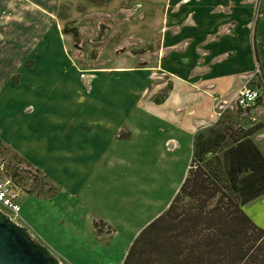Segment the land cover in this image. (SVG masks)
Returning <instances> with one entry per match:
<instances>
[{"label":"rangeland","instance_id":"rangeland-1","mask_svg":"<svg viewBox=\"0 0 264 264\" xmlns=\"http://www.w3.org/2000/svg\"><path fill=\"white\" fill-rule=\"evenodd\" d=\"M249 1L255 10L253 33L264 0ZM142 2L0 0L1 52H16L21 58L17 78L0 92V134L31 166L4 147L0 162L19 186L17 203L34 239L61 264L122 263L133 238L168 206L190 164L199 163L192 155L193 144L189 149L182 140L181 149L170 147L164 141L165 126L143 118L142 109L132 106L122 92L134 94V102H158L169 90L159 71L143 69L155 59L156 48L141 41ZM145 3L147 23L155 32L163 23L164 0ZM63 46L78 78L62 56ZM44 47L50 51L34 67ZM13 63L0 59V74ZM252 71L242 80L253 78L255 85L258 77ZM116 85V102L110 103L109 87ZM218 101L215 122L197 128L192 139L197 137L198 151L210 141L200 163L231 193L224 151L233 137L256 126L228 106L233 102L225 111ZM98 119L102 126L95 125ZM24 123L12 133L14 125ZM68 133L78 139L71 136L67 141ZM242 184L236 181L235 189ZM239 194L232 191L238 200Z\"/></svg>","mask_w":264,"mask_h":264},{"label":"crops","instance_id":"crops-1","mask_svg":"<svg viewBox=\"0 0 264 264\" xmlns=\"http://www.w3.org/2000/svg\"><path fill=\"white\" fill-rule=\"evenodd\" d=\"M142 1L143 4L140 6L144 8L142 23L138 25L142 28L141 41L156 48L155 59L152 58L151 61H157L156 65L148 61L143 69L159 71L164 82L169 83V90L158 102L148 99H135L136 102H134V94L126 90L122 92L127 98L130 96L128 99L132 106L142 109L143 118L165 126L162 128L166 135L164 141H169L170 147L181 149L184 144L182 140H187L186 144L190 149L196 129L215 122L213 109L217 100L225 104L222 107L224 109L235 105L240 89L248 80L253 79L243 81L242 77L248 75L252 69L254 72L259 66L255 61L257 53L260 59L261 79L264 83V1L260 5V17L253 33L250 30V24L255 10L249 0H164L163 23L154 27L155 32L151 31L147 23L149 18L146 12L147 7H145L146 0ZM3 43L0 42V59L10 61L13 59L14 63L9 70L0 74L2 77L0 92L12 82L11 80L16 79L15 75L21 71L18 69L21 65L20 55L17 57L16 52L6 55L2 53ZM63 49L64 46L62 56L68 60L69 55ZM49 51L50 48L44 47L36 55L37 63L34 67L38 65L40 59L48 55ZM68 66L69 70L74 71V78H78V71L69 60ZM31 70L33 68L29 71ZM18 76L21 79V74ZM252 85L256 87L257 83ZM116 87L117 85L115 88L109 87L114 97L110 96L108 101L110 103L112 100L116 102ZM92 88H95V84ZM230 101L233 103L227 106ZM80 102L77 100V104L82 106ZM125 102H127L126 98ZM28 106L32 107L29 112L35 109L32 104ZM109 108H112L111 105ZM251 118H255V121ZM247 119L253 122L249 123V126H256L251 137L264 156V91H261L260 98L250 109ZM34 120L31 117V124ZM25 125V123L20 126L14 125L12 133L21 130ZM95 125L102 126L103 120L98 119ZM108 126L110 127L107 130L111 132L112 126ZM2 134H0V147L11 151ZM67 136L69 141L72 135L68 133ZM78 136L74 134L72 138L78 139ZM11 152L28 163L23 153ZM241 209L254 224L264 229V193L243 203ZM117 264H121V259Z\"/></svg>","mask_w":264,"mask_h":264},{"label":"trees","instance_id":"trees-1","mask_svg":"<svg viewBox=\"0 0 264 264\" xmlns=\"http://www.w3.org/2000/svg\"><path fill=\"white\" fill-rule=\"evenodd\" d=\"M233 109L243 117L242 109ZM255 129L233 137L224 151L231 193L200 163L210 141L198 151L193 140L199 163L190 164L168 206L137 233L121 264H264V229L241 209L264 193V156L251 137ZM236 181L243 183L237 190ZM232 191L240 192V200Z\"/></svg>","mask_w":264,"mask_h":264},{"label":"water","instance_id":"water-1","mask_svg":"<svg viewBox=\"0 0 264 264\" xmlns=\"http://www.w3.org/2000/svg\"><path fill=\"white\" fill-rule=\"evenodd\" d=\"M0 264H61L29 230L0 209Z\"/></svg>","mask_w":264,"mask_h":264},{"label":"built area","instance_id":"built-area-1","mask_svg":"<svg viewBox=\"0 0 264 264\" xmlns=\"http://www.w3.org/2000/svg\"><path fill=\"white\" fill-rule=\"evenodd\" d=\"M253 77L257 78V86H253L251 80H248L238 92L235 99V107L243 110V117H247L250 109L254 107L261 96V91H264V83L261 79L259 66L256 67ZM259 83V84H258ZM255 121V118H251ZM20 189L13 181L11 175L7 174L4 162H0V209L6 213L14 222L25 226L28 230L27 224L21 216V207L17 203ZM30 232V230H29ZM32 238L34 235L30 232Z\"/></svg>","mask_w":264,"mask_h":264}]
</instances>
